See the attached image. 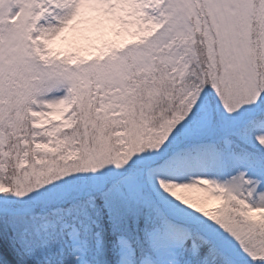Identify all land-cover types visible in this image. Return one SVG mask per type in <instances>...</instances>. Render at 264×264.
<instances>
[{"label": "snow or ice", "instance_id": "6c2138e0", "mask_svg": "<svg viewBox=\"0 0 264 264\" xmlns=\"http://www.w3.org/2000/svg\"><path fill=\"white\" fill-rule=\"evenodd\" d=\"M0 264H264V0H0Z\"/></svg>", "mask_w": 264, "mask_h": 264}, {"label": "rangeland", "instance_id": "374dc122", "mask_svg": "<svg viewBox=\"0 0 264 264\" xmlns=\"http://www.w3.org/2000/svg\"><path fill=\"white\" fill-rule=\"evenodd\" d=\"M189 195H191L192 197H194V198H197V197H201L202 195H203V193H191V194H189ZM211 206H216V205H211Z\"/></svg>", "mask_w": 264, "mask_h": 264}]
</instances>
